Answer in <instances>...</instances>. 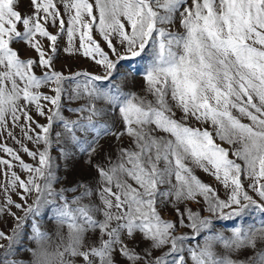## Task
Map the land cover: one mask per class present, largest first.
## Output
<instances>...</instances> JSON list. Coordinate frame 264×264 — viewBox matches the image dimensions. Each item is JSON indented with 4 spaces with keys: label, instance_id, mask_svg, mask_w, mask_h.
<instances>
[{
    "label": "snow or ice",
    "instance_id": "obj_1",
    "mask_svg": "<svg viewBox=\"0 0 264 264\" xmlns=\"http://www.w3.org/2000/svg\"><path fill=\"white\" fill-rule=\"evenodd\" d=\"M0 137V264H264V0H0Z\"/></svg>",
    "mask_w": 264,
    "mask_h": 264
},
{
    "label": "rangeland",
    "instance_id": "obj_2",
    "mask_svg": "<svg viewBox=\"0 0 264 264\" xmlns=\"http://www.w3.org/2000/svg\"><path fill=\"white\" fill-rule=\"evenodd\" d=\"M50 31L55 32V28H50ZM96 39L101 41V46L104 47L105 51H109L106 44L102 41V38L97 34ZM116 43V46L118 49H120L119 42L114 41ZM59 46H60V51L58 53V57L55 60V68L57 70H64V71H81V70H87L93 73L101 74L103 73V68L100 66L95 65L93 61H91L88 58L82 57V56H74V55H69L63 49L67 46L66 43V37L62 40L59 41ZM121 52H123V49H120ZM21 54L25 56H32L35 57L36 53L31 50H24L23 48L21 49ZM111 55V53H110ZM113 59H116L115 56L112 57ZM147 64L146 59L142 58H131V59H125L121 60L118 65V69L121 73H127L128 74V79L130 81H133L135 84V88L137 90L140 89L143 80V72L144 68ZM122 78V77H121ZM65 115L70 116L72 119H75L76 117L72 115L71 113H65ZM40 123H45L46 121L44 120L43 117H36ZM18 132V130H17ZM0 139H4L3 137H0ZM103 142V141H102ZM6 143L9 146H12L14 148H19V145H16L13 143L11 139H7ZM27 143V142H26ZM27 146L29 148H34L35 146L31 143H27ZM227 147V145H224ZM0 155H4L3 153H0ZM52 155L54 158L58 157V153L55 149V146L52 151ZM22 158L25 160V162L31 163L32 160L30 157H28L26 154L21 152ZM87 159L86 156H81V155H76L74 158H71L67 161L63 159H59L58 162L62 165L65 166L63 169L65 171V174L67 175L69 180H75L80 178L82 175H84L85 168H84V161ZM19 171V169H17ZM198 176L206 183L211 184L213 187H217L219 191V195L221 198H224L225 193L221 187L217 185V183L213 180L212 177H210L208 174L204 173L202 170H197ZM4 180L3 176H0V182ZM13 200L19 201V197L15 193H11ZM0 202H3V194L0 193ZM13 211H17L15 208H13ZM20 214V213H18ZM165 216L168 218H174L173 213H165ZM216 225V230L218 232H225V233H230L231 229L234 226H237L241 224L242 222L237 220L235 223L230 220H218L214 221ZM13 226V221L10 216H3L0 217V230H5V231H10V229Z\"/></svg>",
    "mask_w": 264,
    "mask_h": 264
}]
</instances>
